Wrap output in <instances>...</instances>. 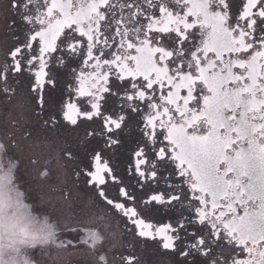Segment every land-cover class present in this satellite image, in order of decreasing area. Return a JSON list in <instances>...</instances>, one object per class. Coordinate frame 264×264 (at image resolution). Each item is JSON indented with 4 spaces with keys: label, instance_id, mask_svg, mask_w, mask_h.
<instances>
[{
    "label": "snow or ice",
    "instance_id": "snow-or-ice-1",
    "mask_svg": "<svg viewBox=\"0 0 264 264\" xmlns=\"http://www.w3.org/2000/svg\"><path fill=\"white\" fill-rule=\"evenodd\" d=\"M0 116L31 264H264V0H0ZM40 133L93 211L32 197Z\"/></svg>",
    "mask_w": 264,
    "mask_h": 264
},
{
    "label": "rangeland",
    "instance_id": "rangeland-1",
    "mask_svg": "<svg viewBox=\"0 0 264 264\" xmlns=\"http://www.w3.org/2000/svg\"><path fill=\"white\" fill-rule=\"evenodd\" d=\"M23 112V110L21 111ZM3 117L0 116V119ZM49 146L41 141L40 139L37 138L36 143H31L29 142V145L26 147L24 156H25V164L27 166V178L30 181L31 184V189H32V196L35 198H38L42 193L47 194L48 196H53L52 194H48L51 192V188L54 186H57L59 184H63L65 175L61 173H56L54 180L50 181V183H47L46 181L41 180L38 175H37V169L33 168L31 165H27V157L28 156H34L35 158H39L43 160L45 156H47L46 153L49 152ZM51 153V152H50ZM50 156L54 157L53 154ZM32 178L34 181H32ZM32 182V183H31ZM17 191H20V189L12 190L9 188L6 190L4 193H7V208L5 209V212L8 217L10 218H19L23 217L26 220L31 221L30 215H28V210L27 208L23 207L22 204H27V200H21L17 196ZM55 202V199L53 200ZM29 203V201H28ZM56 210H58V203H55ZM39 218H36L34 222L35 229L38 230V233L41 232L43 229L42 225L44 222H47L45 218H43V215L38 216ZM56 220L54 219V223ZM42 223V224H41ZM51 225H55V224ZM29 252H30V247H23V248H16L11 254H10V259L13 261V264H31V260L29 258Z\"/></svg>",
    "mask_w": 264,
    "mask_h": 264
},
{
    "label": "flooded vegetation",
    "instance_id": "flooded-vegetation-1",
    "mask_svg": "<svg viewBox=\"0 0 264 264\" xmlns=\"http://www.w3.org/2000/svg\"><path fill=\"white\" fill-rule=\"evenodd\" d=\"M22 103L23 102L20 101V100L17 101V104L19 105V107L17 109L18 112H21L23 110ZM37 138L40 139L41 141L45 142L49 146L48 147L49 148V152L46 153L47 156H45V157H48L51 154H53L54 157H55L56 154H57L58 145L56 144L54 138L49 137L46 140L43 133H40ZM65 164H66V162L61 159L59 161V165L58 166L57 165L53 166V180L55 178L56 173H61L62 172V174L65 175L63 184L61 183V184H59L57 186H54V187L71 188V191H72V194H73L74 203L71 206H67V205H65L63 203H58V205H59L58 210L59 211H64V212H75V211L88 212V211H93L94 209L91 207L89 194L86 191L82 190L80 187L76 186V182L72 178L71 165L69 164V165L65 166ZM32 181H34L33 178H32ZM46 182L50 183V181H46ZM48 194H52L53 196L50 195V197H52V199L53 200L55 199V201H56V193L51 191ZM32 197L35 198L34 196H32ZM30 202L31 201H29V203ZM29 203L27 201V204H29ZM27 210H28V215H30L29 218L32 219L31 222L33 223V226H34V222H35L36 218H39L38 216H40V215H43V218L48 217L47 222H44L43 225H42L43 226L42 228L44 230L47 229V225H49L51 223L52 224L54 223V218L49 216L47 213L38 212V211L35 210L34 207L31 208V209L27 208ZM34 212L37 213V215H33ZM34 228H35V226H34ZM137 255L145 256V253L142 250H138L137 251ZM147 258L148 259L151 258L150 253L147 255Z\"/></svg>",
    "mask_w": 264,
    "mask_h": 264
},
{
    "label": "clouds",
    "instance_id": "clouds-1",
    "mask_svg": "<svg viewBox=\"0 0 264 264\" xmlns=\"http://www.w3.org/2000/svg\"><path fill=\"white\" fill-rule=\"evenodd\" d=\"M7 204V193L0 194V210L3 212V219L0 221V264H13L10 254L16 248L31 247L33 236L38 234L31 221L23 217H8L5 212ZM33 215L37 213L34 212Z\"/></svg>",
    "mask_w": 264,
    "mask_h": 264
}]
</instances>
